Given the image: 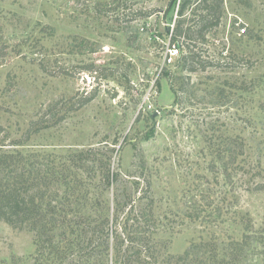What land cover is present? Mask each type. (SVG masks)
Wrapping results in <instances>:
<instances>
[{"label": "rangeland", "instance_id": "1", "mask_svg": "<svg viewBox=\"0 0 264 264\" xmlns=\"http://www.w3.org/2000/svg\"><path fill=\"white\" fill-rule=\"evenodd\" d=\"M171 1L0 0V156L21 151L43 168L78 173L71 188L57 181L45 198L61 205L75 188L68 204L85 206L68 215L82 232L57 236L62 248L42 253L32 230L0 219V264H90L88 244L102 242L91 226L105 210L107 264H126L135 246L122 230L126 214L131 204L145 207L138 197L148 187L156 259L146 252L128 264L170 256L181 264L177 257L200 243L217 244L203 264H264V190L256 189L264 184V0H225L195 71L164 64L178 10L177 2L167 12ZM226 137L244 143L231 180L213 150ZM125 189L136 201L114 219ZM247 232L256 236L250 243Z\"/></svg>", "mask_w": 264, "mask_h": 264}, {"label": "trees", "instance_id": "2", "mask_svg": "<svg viewBox=\"0 0 264 264\" xmlns=\"http://www.w3.org/2000/svg\"><path fill=\"white\" fill-rule=\"evenodd\" d=\"M177 2V18L175 19L172 31V39L181 45L182 53L179 65L182 69L195 71L197 68L194 64L204 61L202 60L203 54L201 49L207 42L208 35L220 26L222 15L225 12V0H175L173 6ZM91 99L93 97L87 100ZM215 148L213 150L217 157L216 160H219L222 173L226 176V179L231 180L232 166L235 164L237 171L241 169L240 157L244 154V143L242 141L239 142L237 137H226ZM22 160L24 161V165L20 168L19 161ZM72 161L74 162L73 159ZM47 165V168L42 167V159L27 161L22 156L21 151H15V153L14 151L6 152L0 156V219L16 228L26 227L32 230L36 235V244L41 253L42 250L53 251L54 249L62 248V244L66 243V241L63 240L61 244V242L57 241V236H60L62 239H67L69 233L76 234L82 232V222H76L74 224L72 220L68 219V215L72 209L74 212H79L85 207L80 206L81 204H75L74 206L68 204L71 198L76 196L74 193L75 188L64 192V196L61 197L59 202L61 205L53 204V202L46 200L45 197H47V194H51L52 192L49 187L53 183L58 181L66 184L68 188H71V182L77 181L76 176L79 175L76 172L59 174L53 170L54 166L50 169L48 163ZM75 166L81 167L79 165ZM67 168H69L68 165ZM108 169L106 167L105 176L107 175V171V177L110 180L111 174ZM114 180L121 182V175H114ZM256 189L264 190V184H258ZM149 192V187L148 189H142L143 194L138 197L139 200H147L145 207L139 208L131 204L129 212L126 214L124 228L122 230L124 233H128V239L130 238L131 242L135 243V246H131L132 251L129 250L133 255L130 256L126 264L133 257H137L136 261L138 262L142 261V254L146 252L149 253L147 255L148 257L154 260L156 259L157 245L154 242V235L158 231V226L157 221L153 218V200H150ZM132 196L133 190L125 189L122 190V193L120 192L118 198L115 199L117 215L114 216V219H119V213L124 212L129 202L135 200ZM120 197L124 198L121 199ZM106 208L108 211L109 206L103 207V210ZM220 211L221 209L218 210L217 214H221L222 212ZM189 216L192 219L202 217L195 212L190 213ZM97 222L91 226V230L92 234H98L102 238V242L95 246H92L91 242L88 244L90 245L88 251L89 258L94 257L93 262L90 264H107V255L110 251L109 236L111 229L109 227L110 220L108 215H106V210L103 219ZM112 233L116 238L115 247L118 248V251H121L125 243V239L121 235L122 232L120 234L118 228H114ZM255 237L247 232L244 234L243 242L250 243ZM69 242H71L70 239L67 244ZM243 242L236 249L237 255L232 254V258L240 257L238 254L243 250V248L241 249ZM67 244L66 246L68 247ZM216 245V243L193 244L183 256L180 255L177 257V261L181 264H203L202 262H207L203 258L204 254L212 253L209 257L215 259L214 252L217 249ZM79 247L80 251H82L81 253H86L85 249L88 246L80 242ZM199 250H203L205 253H201ZM69 254L70 252H65L64 259ZM115 263L121 264V261L117 259ZM172 263H174L173 257L170 256L164 264Z\"/></svg>", "mask_w": 264, "mask_h": 264}, {"label": "built area", "instance_id": "3", "mask_svg": "<svg viewBox=\"0 0 264 264\" xmlns=\"http://www.w3.org/2000/svg\"><path fill=\"white\" fill-rule=\"evenodd\" d=\"M174 23H175V20H174ZM174 23L172 24V28H171L172 31L174 28ZM181 53H182L181 45L177 43L176 41H173L172 38H170L167 52L165 53V56H164V64L171 65V64H174L176 61H179L181 57Z\"/></svg>", "mask_w": 264, "mask_h": 264}, {"label": "water", "instance_id": "4", "mask_svg": "<svg viewBox=\"0 0 264 264\" xmlns=\"http://www.w3.org/2000/svg\"><path fill=\"white\" fill-rule=\"evenodd\" d=\"M174 1H175V0H172V1H171L170 7H169V9L167 10V12L170 11V9H171V7H172ZM158 113H160V110H158V111H156L154 114H152L151 118H152L153 120H155V118L157 117Z\"/></svg>", "mask_w": 264, "mask_h": 264}]
</instances>
